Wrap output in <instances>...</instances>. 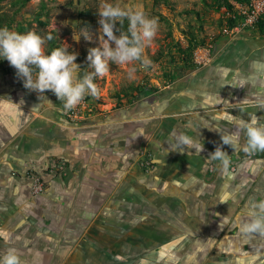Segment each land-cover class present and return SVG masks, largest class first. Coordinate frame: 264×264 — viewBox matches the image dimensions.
Wrapping results in <instances>:
<instances>
[{
	"label": "crops",
	"instance_id": "obj_1",
	"mask_svg": "<svg viewBox=\"0 0 264 264\" xmlns=\"http://www.w3.org/2000/svg\"><path fill=\"white\" fill-rule=\"evenodd\" d=\"M231 2L233 7L237 3ZM239 33L246 49L228 52L226 59L229 57L230 62L238 65L254 56L259 60L255 67L262 70L264 34L256 27L244 28ZM250 66L253 68L252 63ZM232 72L230 66L219 63L196 71L190 88L173 105L209 109L184 114L188 124L181 126L182 131L194 141L199 140L190 148H177V157L160 160L163 164L155 173L142 171L138 162L141 146L148 151L167 146L162 145L163 140L156 141L157 98L147 100L143 111L149 119L145 121V136V125L135 121L141 113L139 105H135L121 113L122 123H117L114 131H107L106 125H97L94 132L90 126L72 127L54 115L51 141L38 142L22 128L27 122L24 103L0 96V251L15 248L22 264H250L246 258L238 262L213 258L204 263L202 258L177 253L193 248L198 234L204 233L207 238L217 234L213 241L217 248H264V237L257 235L238 240L224 236L221 241L219 234L224 229L219 224V211L214 210L222 198L230 203L233 215L237 203L242 201L243 213L239 217L241 222L246 220L243 214L249 203L264 198V152L245 159L226 176L213 175L206 169V145L220 140L222 131L238 132L236 115L229 109L217 110L220 104L230 106L236 102L235 93L230 94V86H235ZM3 74L0 78H6ZM244 82L252 88L250 80ZM223 91H228V98L221 96ZM165 100L160 99L162 105H166ZM252 108L264 122V104ZM65 130L68 136L62 135ZM54 163L66 166L65 177L44 172ZM28 171H32L31 177L41 175L47 179L40 194L32 192ZM192 176L197 182L185 187L187 178ZM232 230L239 235L234 225ZM105 234L122 236H116L109 244L99 236ZM128 234L131 236L125 241L127 236L123 235ZM140 235L148 239L142 245L134 242V237ZM108 248L115 254L107 252ZM97 251L103 254L95 256Z\"/></svg>",
	"mask_w": 264,
	"mask_h": 264
},
{
	"label": "rangeland",
	"instance_id": "obj_2",
	"mask_svg": "<svg viewBox=\"0 0 264 264\" xmlns=\"http://www.w3.org/2000/svg\"><path fill=\"white\" fill-rule=\"evenodd\" d=\"M15 0H0V25L8 26L10 29L18 31L19 26H26L27 30H20L19 32L35 31L42 36L51 34L53 39L46 44V50L50 51L51 44L57 47L66 46L69 52H77L76 63L81 65V71H88V62L86 60L88 49L91 47L99 46L98 29H99V16L97 14V7L99 0H29L25 4L14 3ZM219 0H205L202 4L200 0H117L122 5L138 6L151 17H156L159 22V31L157 36L152 41L151 45L145 49V54L151 59L152 66L147 69H138L134 80H128L126 75V67L117 66L115 64L109 65V72L95 82L99 89V96H85V98L73 108L74 118H70L67 114L71 110H64L62 104L55 101L50 93L46 90L44 97L40 98L35 91H30L23 86V82L16 76V70L9 65L7 60H0V73L4 72L6 78H0V96L11 98L15 102L24 103L25 114L27 115V122L22 126L27 130V134L33 140L50 142L52 139L53 130V117L58 116L67 125L72 127H88L90 131H95L97 125H106L107 131H114L117 123H122L121 113L128 110L135 105L141 112L135 121L140 122V126L145 125L142 131L145 136L148 128L145 122L148 115L143 113L146 110L147 100L157 98V109L155 116V131L156 141L163 140V148H158L156 151L143 150L144 146L140 148L139 166L142 171L155 173L157 169H161L164 160L177 157L178 149L172 150L173 141L169 139V134L172 127L182 131L181 126L188 124L184 114L188 112H198L199 110H209L208 108H187L186 104L179 105L175 108L173 105L181 100L182 94L187 91L192 83V78L195 76L196 71L206 66H216L218 63L224 67H231V80H234L235 86H230L231 95L234 94L235 103L230 106L220 104L217 110H230L236 116L237 134L240 138V143H244V134L238 128V120H245L246 116L253 114L252 107L264 104V65L263 69L259 70L255 66H259L257 58L250 57L243 59L241 64L234 65L230 58L226 59L228 52L235 50L246 49L245 42L241 41L243 36L236 34H224L222 32L223 21L226 20V8L218 3ZM232 3V2H231ZM203 5V7H202ZM191 11H197L199 14L196 16ZM198 17V18H197ZM38 21H43L45 24H39ZM220 21V22H219ZM200 24V27H198ZM87 26L92 35V41H86L80 37V29ZM117 27L120 29L119 24ZM192 32L197 39L202 40V44L195 45L191 51L190 59L189 54L186 52V57L181 54V49L185 48L188 44L187 39ZM53 41V42H52ZM201 43V42H200ZM200 50L201 55H206L208 62L206 64H198L194 52ZM243 53H245L243 51ZM247 53V52H246ZM224 55V56H222ZM222 56V57H221ZM264 58V57H263ZM228 61V63H226ZM192 63L193 65H189ZM252 63L251 68L249 64ZM264 63V62H263ZM246 66V68H244ZM186 81H185V80ZM244 80L251 81L252 88L247 87ZM246 86V88H244ZM137 89L143 90L139 93ZM228 91H223L221 95L223 98H228ZM128 94V96L126 95ZM166 98V105H162L160 99ZM233 98V97H232ZM249 103L240 104L244 99ZM233 101V99L231 100ZM51 104H50V103ZM164 102V100L162 101ZM160 103V104H158ZM235 109V112L232 110ZM240 109H249L248 111L241 112ZM24 111V110H22ZM227 115L225 114V117ZM171 117H175L173 122H170ZM145 122V123H144ZM147 128V129H146ZM65 136H68V130ZM92 132V133H93ZM161 132H165L160 137ZM185 132V131H184ZM30 142V139H28ZM144 140V139H141ZM212 144V146H211ZM206 152L209 154L215 150L217 146H221L230 158V166L224 170L219 161L211 159L210 156L206 163L207 172H212L213 175L223 174L226 176L228 171L233 172L237 170L238 165L245 159L253 157L255 154H262L263 152H256L255 154H246L243 151H235L230 145L223 144L220 140H213L206 145ZM196 149V144L194 145ZM207 159V158H206ZM162 160V162L160 161ZM53 159L50 157V163ZM158 162V163H157ZM171 163V161H169ZM66 166L63 163H54L53 166H48L44 172L49 173L52 177L60 175L66 176ZM212 167V170H211ZM168 166L165 168L167 169ZM236 168V169H235ZM31 172L28 171L27 177L30 180L31 188L34 178L39 179L46 185L47 179L41 175H34L31 177ZM64 173V174H63ZM159 173V172H158ZM32 178V179H30ZM46 181H45V180ZM253 186L251 189H254ZM227 190V188H225ZM225 190V192H226ZM229 204V205H228ZM242 201L236 205V210L231 215L230 203L220 200V205L214 210L219 211V224L223 228V232L219 234L221 241L224 236H232L233 238L241 239L240 235H236L232 230V224L226 225L224 223V216L228 214L233 216H241ZM235 217V218H236ZM220 228V229H221ZM235 234V237H234ZM93 238L96 235H90ZM102 241L114 242L117 237L122 235L105 234L99 235ZM117 236V237H116ZM127 236L128 238L131 236ZM198 234L197 242L202 243V250L196 251V247H189V249L178 250L177 253H185L187 257L202 258L204 263H210L211 259L228 258L235 262L237 260L246 258L250 264H264V248L253 249H227L226 245L217 248L213 246V241L217 239V234L210 235ZM258 236V235H257ZM135 243L142 245L148 239L144 235L134 237ZM176 238H179L177 236ZM183 240V239H182ZM180 241V240H179ZM184 241V240H183ZM109 246V245H108ZM264 246V242H263ZM107 252L115 254L112 248H108ZM103 253L97 251V255L101 256Z\"/></svg>",
	"mask_w": 264,
	"mask_h": 264
},
{
	"label": "clouds",
	"instance_id": "obj_3",
	"mask_svg": "<svg viewBox=\"0 0 264 264\" xmlns=\"http://www.w3.org/2000/svg\"><path fill=\"white\" fill-rule=\"evenodd\" d=\"M99 16L98 41L99 46L88 49L86 60L88 71H81V65L76 63L78 53L69 52L66 46L46 50V44L53 39L51 34L42 36L35 31L18 32L8 26H0V60H7L16 70V76L23 82V86L35 91L40 98L45 91L50 90L59 101L63 109L68 111L77 106L85 96L98 97L99 89L96 84L98 78L109 72V65L126 67L128 80H134L138 69L147 70L152 66L151 59L145 54V49L151 45L159 31V22L143 9L134 5H122L117 0H99L97 7ZM127 21V29L121 30L118 24ZM80 37L92 41L93 35L87 26L80 29ZM50 103V102H49ZM249 103L245 98L240 104ZM51 104V103H50ZM241 112L244 109H240ZM249 119L238 120V128L244 134V143L236 133L222 131L221 141L230 145L235 151L246 154L264 152V122L255 113ZM175 150L182 146L190 148L195 142L184 131L173 129L169 134ZM203 145L201 146L202 150ZM211 159L219 161L220 166L227 170L230 166L229 155L217 146L209 154ZM197 178H187V183L195 184ZM233 219L229 214L224 216L226 225L232 224L239 230L241 238L253 235L264 237V198L251 201L243 214ZM196 251L202 250V243L195 245ZM0 264H22L15 248L8 247L0 251Z\"/></svg>",
	"mask_w": 264,
	"mask_h": 264
},
{
	"label": "built area",
	"instance_id": "obj_4",
	"mask_svg": "<svg viewBox=\"0 0 264 264\" xmlns=\"http://www.w3.org/2000/svg\"><path fill=\"white\" fill-rule=\"evenodd\" d=\"M227 16L233 18L235 23L233 27H229L225 23L222 27L224 34H237L244 28L254 29L259 20L264 17V0H249L244 3H236L233 7V13L227 12ZM200 53V50L194 52L195 57H197L196 62L198 64H206L208 62L207 56L201 55ZM74 113L72 109L67 115L72 119L76 116ZM34 180L32 192L34 194H40L45 189L44 182L39 177L34 178Z\"/></svg>",
	"mask_w": 264,
	"mask_h": 264
},
{
	"label": "trees",
	"instance_id": "obj_5",
	"mask_svg": "<svg viewBox=\"0 0 264 264\" xmlns=\"http://www.w3.org/2000/svg\"><path fill=\"white\" fill-rule=\"evenodd\" d=\"M29 0H15L14 1V3H12V4H15V3H20L21 5H23V4H25L26 2H28ZM234 1H236L237 3H244V2H248L249 0H234ZM200 2L202 3V4H205V0H200ZM218 3L222 6H224L225 8H226V12H230V13H233V5H232V3H231V0H219L218 1ZM192 13H194L196 16H198V12L197 11H191ZM198 18V17H197ZM38 23L39 24H45L43 21H38ZM225 23L229 26V27H233V25H234V20H233V18H231V17H227L226 18V20H225ZM1 26V25H0ZM119 26H120V29L121 30H126L127 29V21L125 20L124 21V23H123V25H120L119 24ZM198 27H200V24H198ZM256 28L258 29V32L259 33H261V34H264V17L262 18V19H260L259 20V22L256 24ZM18 32L20 31V30H27V27L26 26H19L18 28ZM190 35H189V37H188V39H187V42H188V44H187V46L185 47V48H182L181 49V54H182V56L183 57H186V55H185V52H186V48H187V52L186 53H188L189 54V56H188V59H190V54H191V51H192V49H193V47L195 46V45H200V44H202V40L201 39H197L196 38V36L194 35V33L192 32V29L190 28ZM53 42V41H52ZM201 42V43H200ZM195 44V45H194ZM57 47V45H54V44H51V46H50V48L51 49H53V48H56ZM189 65H190V67H191V65H193L192 63H189ZM84 70V69H83ZM83 70H82V72H83ZM138 90V92L139 93H142V91L143 90H141V89H137ZM50 95H51V97L55 100V101H57L58 103H60V104H62V102L61 101H59L58 99H57V97L51 92L50 93ZM127 96H128V94H126Z\"/></svg>",
	"mask_w": 264,
	"mask_h": 264
}]
</instances>
